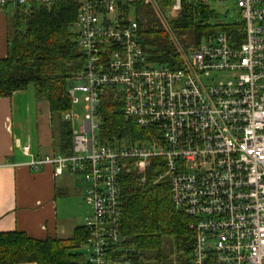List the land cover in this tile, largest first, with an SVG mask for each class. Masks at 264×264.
Listing matches in <instances>:
<instances>
[{
  "label": "built area",
  "instance_id": "2783aa9c",
  "mask_svg": "<svg viewBox=\"0 0 264 264\" xmlns=\"http://www.w3.org/2000/svg\"><path fill=\"white\" fill-rule=\"evenodd\" d=\"M69 0H0V10L50 7ZM82 70L67 89L69 156L30 157L32 170L51 165L81 176L88 209L86 264H119L120 187L124 171L144 173L154 161L174 208L190 219L189 264H264V0H234L239 27L185 51L179 68L151 64L126 9L139 0H71ZM177 15L181 0L160 6ZM208 6L211 0H187ZM235 29V28H234ZM111 93L122 118L145 132L135 143L101 141L98 110ZM83 119L75 126L73 106ZM28 154L29 146L23 147Z\"/></svg>",
  "mask_w": 264,
  "mask_h": 264
},
{
  "label": "trees",
  "instance_id": "16d2710c",
  "mask_svg": "<svg viewBox=\"0 0 264 264\" xmlns=\"http://www.w3.org/2000/svg\"><path fill=\"white\" fill-rule=\"evenodd\" d=\"M151 5L147 0H139L130 6L144 53L153 65L179 68L183 59L176 39L159 19L151 16ZM129 9H126L128 15ZM181 9L171 22L172 29L176 38L191 36L190 48L219 32L239 28L211 25L207 6L181 0ZM76 13V5L71 0L50 7L13 8L7 26V53L0 59V98L6 99L32 87L36 100L48 103L54 150L60 156H69L72 152L71 127L63 116L72 108L67 89L84 63L75 42ZM120 106L107 93L98 110L101 141L111 146L120 142L135 143L145 135L133 121L122 118ZM157 172L158 166L151 161L142 174L131 169L121 175V240L111 254V259L119 264H189L193 245L188 228L190 219L174 208L169 184L157 182ZM86 239L83 226L76 228L67 240L40 241L23 233H0V264H86L79 252Z\"/></svg>",
  "mask_w": 264,
  "mask_h": 264
},
{
  "label": "crops",
  "instance_id": "0c3cea01",
  "mask_svg": "<svg viewBox=\"0 0 264 264\" xmlns=\"http://www.w3.org/2000/svg\"><path fill=\"white\" fill-rule=\"evenodd\" d=\"M5 23L0 10V59L8 49ZM49 112L48 103L36 100L32 87L0 98V233L67 240L83 226L87 210L79 213L80 200L85 205L81 176L65 170L56 176L51 165L39 170L26 165L30 157L60 156L54 150ZM26 145L28 154L23 151ZM77 176L82 184L76 183Z\"/></svg>",
  "mask_w": 264,
  "mask_h": 264
},
{
  "label": "rangeland",
  "instance_id": "374dc122",
  "mask_svg": "<svg viewBox=\"0 0 264 264\" xmlns=\"http://www.w3.org/2000/svg\"><path fill=\"white\" fill-rule=\"evenodd\" d=\"M148 2H150L149 0H147ZM166 1H170L171 3H173L175 0H166ZM165 0H158L160 6H167L164 2H166ZM151 3V2H150ZM151 9L150 14L153 17H156L157 19H159L162 23V25L164 26L165 30L172 36V38H175L177 46L182 47L185 51H187L190 46H189V42H190V37L191 36H181L176 38V34L174 33L173 29H172V24L171 22L177 18V15H168L166 13H164V15L162 16L160 14V12L155 9V7L153 5L150 6ZM129 18L131 20L135 21V16H134V12L132 11V7H129ZM208 11L210 12V16L208 19V22L213 26H226V25H232V24H236V25H240V23H242L240 14H239V9L237 8V6L235 5V1L234 0H211L207 6ZM4 13L6 14V30H7V26H8V21L11 20L12 17V13H13V9L12 8H8L4 11ZM74 31H76L77 29L75 27H73ZM73 113L74 115L77 117L76 121H75V127L78 128L79 124L78 121L79 119L82 120L83 119V111L81 108V105L78 104L76 106H73ZM76 183L82 184L80 182V178L78 180V176L76 178ZM82 195V191L80 192V197ZM80 206H81V210L79 211V213L83 212L85 210L88 209L87 207L81 202L80 200ZM79 252L81 253V256L83 258V260H86L88 258V253L89 251L87 250L86 246H82L79 249Z\"/></svg>",
  "mask_w": 264,
  "mask_h": 264
}]
</instances>
